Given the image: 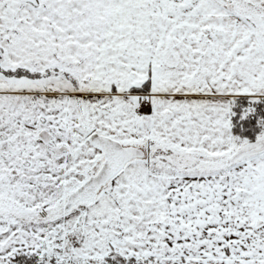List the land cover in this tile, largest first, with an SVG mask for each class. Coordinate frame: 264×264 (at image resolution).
<instances>
[{
  "label": "snow or ice",
  "instance_id": "6c2138e0",
  "mask_svg": "<svg viewBox=\"0 0 264 264\" xmlns=\"http://www.w3.org/2000/svg\"><path fill=\"white\" fill-rule=\"evenodd\" d=\"M0 264H264V0H0Z\"/></svg>",
  "mask_w": 264,
  "mask_h": 264
}]
</instances>
